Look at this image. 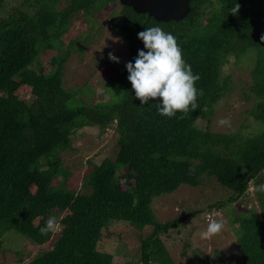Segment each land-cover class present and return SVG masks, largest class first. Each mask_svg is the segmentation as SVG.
<instances>
[{
    "label": "trees",
    "instance_id": "obj_1",
    "mask_svg": "<svg viewBox=\"0 0 264 264\" xmlns=\"http://www.w3.org/2000/svg\"><path fill=\"white\" fill-rule=\"evenodd\" d=\"M188 1L185 18L162 22L119 0H0V250L23 251L29 241L42 249L25 264H117L121 246L114 252L102 247L123 229L111 223L122 222L131 232L152 228L146 241L140 239L139 263L123 264H177L159 237L180 221H158L155 206L167 203L166 194L214 181L232 203L247 199L249 181L264 183V0ZM236 3L241 7L233 15ZM81 16L88 21L83 34L111 22L117 44L103 62L119 91L108 101L77 106L63 75L74 51L84 54L77 39L68 38L78 32ZM152 26L177 37L185 61L201 77L199 107L186 115H159V100L143 104L128 80L127 63L147 51L138 33ZM233 57L253 61L250 80L240 84L248 107L242 129L214 131L216 105L236 90L224 72ZM199 119L207 120L206 128ZM87 127L114 132V157L95 166L89 161L92 169L73 189L60 154L74 151L73 140ZM254 193L260 214L247 209L233 220L241 264H264V192ZM56 213L64 215L57 219ZM50 217L62 225L54 238L41 234Z\"/></svg>",
    "mask_w": 264,
    "mask_h": 264
},
{
    "label": "rangeland",
    "instance_id": "obj_2",
    "mask_svg": "<svg viewBox=\"0 0 264 264\" xmlns=\"http://www.w3.org/2000/svg\"><path fill=\"white\" fill-rule=\"evenodd\" d=\"M18 0H11L10 5H14ZM120 9V8H119ZM110 18V17H109ZM110 21L103 25L100 23L99 30L85 31L88 21L84 16L78 19L77 33H69L68 38H76V44L81 45L84 54L80 56L78 51L68 59L63 75V85L66 89L75 94L73 103L75 105L91 104L98 101H108L114 93L118 92L117 84L110 82L106 73L107 63L103 59L107 52L116 44L117 38L112 30ZM82 34V35H81ZM77 46V45H76ZM126 56V53H125ZM108 57V56H107ZM243 60L245 65H243ZM237 63L233 57L229 64L224 68L226 75L230 76L231 83L236 90L231 94H226L216 105V115L214 116L210 129L214 131L233 132L240 129L241 122L245 115V108L248 107L244 98L240 96L241 86L244 81L250 80L249 72L252 68L253 61L244 58ZM248 66V68H246ZM91 87H89V86ZM93 90V91H92ZM80 91L81 93H78ZM227 118L231 122V127H221L219 120ZM202 128L208 125L207 120H198ZM242 129V125H241ZM114 133V132H112ZM110 132L100 134L97 128L87 127L81 129L73 140L75 150H66L60 154L63 167L69 174L67 186L73 189H79L82 185V176L88 171V167L99 165L107 157H114V138ZM91 161V166H89ZM220 184L203 183L200 186L192 187L189 185L181 186L177 191L168 196L167 203L155 206L156 216L160 223L180 219L178 228L171 229L168 233L160 232V239L167 244L170 256L177 264H241L242 256L238 245L239 234L237 233L239 223L234 222V218L243 215L247 209H253L258 215L261 212L258 196L254 191L249 189L247 199H239L229 202V193L222 194ZM221 191V192H220ZM166 198V197H165ZM159 199H156V201ZM155 201V202H156ZM219 203L220 206L209 209V206ZM220 212L219 217L226 220V228L220 235L211 239H201L200 233L206 229L208 222L206 214ZM64 213H56L57 219L61 218ZM49 221V218L45 221ZM123 225L122 231L107 240L102 250L114 252L113 249L121 246V255L115 254L114 262L123 264L130 263V258L134 257V263H139V243L149 236L152 228L148 231H138L137 229L129 230L128 225L122 222H112L110 228ZM237 228V229H236ZM236 229V230H235ZM60 230L56 232L49 231L47 237L54 238L60 235ZM131 233V234H130ZM130 235L132 239H130ZM142 239V240H140ZM47 238L42 240L45 244ZM27 243V245H26ZM25 248L31 251L29 254L26 250L17 251L7 248V251L0 250V264H24L28 262L29 257L34 258L38 250L42 247L32 242L26 241ZM49 243V242H48ZM47 243V244H48ZM47 245H44L45 248ZM40 247V248H39ZM48 247V246H47ZM42 249V248H41ZM28 258H25L28 256ZM19 259V260H17ZM21 259V260H20ZM22 261V262H20Z\"/></svg>",
    "mask_w": 264,
    "mask_h": 264
},
{
    "label": "clouds",
    "instance_id": "obj_3",
    "mask_svg": "<svg viewBox=\"0 0 264 264\" xmlns=\"http://www.w3.org/2000/svg\"><path fill=\"white\" fill-rule=\"evenodd\" d=\"M240 7V4L236 3L230 12L235 15ZM138 37L143 41L147 51L140 50L135 62L126 65L128 80L136 98L143 104L158 99L159 103L156 105L158 114L168 118L176 117L177 113L186 115L189 111H195L199 107L198 98L203 95L202 89L196 87L201 77L194 73L185 61L177 37L159 26L147 27L145 31L138 33ZM261 39L264 40V37ZM109 59L119 63L118 58L111 53ZM218 123L221 127H231V122L227 118L220 119ZM249 187L252 191L264 192V183L254 185L249 181ZM214 216L219 217L220 212L214 210L213 213L206 214L208 224L200 233L201 239H211L224 232L226 220L213 218ZM61 227V223L55 217H50L41 228V234L56 232ZM147 237L148 235L145 241ZM139 246L142 248L141 242ZM140 251L138 261L141 257ZM130 259L134 261V257Z\"/></svg>",
    "mask_w": 264,
    "mask_h": 264
},
{
    "label": "water",
    "instance_id": "obj_4",
    "mask_svg": "<svg viewBox=\"0 0 264 264\" xmlns=\"http://www.w3.org/2000/svg\"><path fill=\"white\" fill-rule=\"evenodd\" d=\"M119 2L162 22L179 21L190 12L188 0H119Z\"/></svg>",
    "mask_w": 264,
    "mask_h": 264
}]
</instances>
